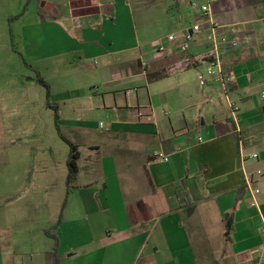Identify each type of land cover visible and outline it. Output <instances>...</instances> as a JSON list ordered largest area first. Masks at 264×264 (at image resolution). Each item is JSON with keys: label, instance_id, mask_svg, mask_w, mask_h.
Segmentation results:
<instances>
[{"label": "crops", "instance_id": "1", "mask_svg": "<svg viewBox=\"0 0 264 264\" xmlns=\"http://www.w3.org/2000/svg\"><path fill=\"white\" fill-rule=\"evenodd\" d=\"M0 1L10 20H21L26 3L38 7V17L22 30L26 55L34 49L35 55L28 63L20 56L48 83L60 131L80 154L69 189L70 151L63 150L54 115L60 153L47 157L41 148L32 169L27 155L5 165L15 178L0 194V264H257L264 245V178L256 179L261 193L253 198L244 168L264 170V89L258 92L264 87V0L212 5L213 20L236 27L241 41L224 58L235 76L229 92L240 107L235 117L216 82L200 86L198 69L205 64L168 72L206 54L208 24L189 4L207 0H176L190 23L164 0L137 10L131 0ZM157 13L170 30L165 42L139 34L136 14L145 23ZM195 24L204 29L186 52L181 38L168 40ZM159 44L166 54L156 52ZM161 74L150 82L149 76ZM96 114L108 121L101 136L93 127ZM156 150L169 162L154 159ZM242 150L258 153L259 160L242 165Z\"/></svg>", "mask_w": 264, "mask_h": 264}, {"label": "rangeland", "instance_id": "2", "mask_svg": "<svg viewBox=\"0 0 264 264\" xmlns=\"http://www.w3.org/2000/svg\"><path fill=\"white\" fill-rule=\"evenodd\" d=\"M92 1L88 0V2L84 3L91 4ZM156 1L159 0H131V3L137 10L136 5L149 4ZM168 2L171 3L172 13L178 19L183 15L185 22L190 23L191 20L187 16L186 7L178 4L176 0H164L165 4ZM25 10L28 11L23 15ZM37 10V6H30L26 3L20 11V14L23 13L20 17L21 20H10V16H13L10 15L12 14L11 11L5 7L3 1H0V112L2 119L0 125V194L4 193L5 185L11 181L14 182L15 178V171L6 172L4 170L5 165L9 163L8 161L14 162L20 160L21 155H27V161L30 164L27 162L26 166L32 169V167L37 165L35 163V155L41 151V148L45 151L47 157L50 156V151L56 152L57 155L60 153L59 150H56L58 147L54 143L52 136L54 134L57 135V132L54 126V109L51 110L48 107L51 99L48 98L47 89L37 82L38 74L32 68L27 67L23 61L24 59L28 63V59L32 58V52L35 55V49L32 52L27 49L26 55L25 38L22 30L25 23L31 24L35 20L34 18L38 17ZM136 17L141 38L146 37L150 41L165 42L162 38L168 36L170 30L169 27L164 25L163 14L149 15L151 18L147 17V22L145 23L140 20L139 14H136ZM155 20H160L161 23L155 24ZM127 24L128 22L124 23V26L126 25L123 30L125 37L130 35V29ZM30 31V34L32 33L35 38V31ZM20 54L23 59H21ZM225 68L228 71L231 70L228 67ZM47 79L53 88L57 87V81L51 77ZM263 89V86L260 87L258 92ZM94 117L92 119L93 127L96 130V135L101 136L108 127V121L105 116L99 114ZM100 123H102V126H99ZM13 143H16V145L14 146ZM62 145L63 150L70 151V146L66 142H62ZM10 150L11 152H8ZM61 154L63 157L62 152ZM48 165L45 164L46 167ZM1 207L2 209L4 208V203L1 204Z\"/></svg>", "mask_w": 264, "mask_h": 264}, {"label": "built area", "instance_id": "3", "mask_svg": "<svg viewBox=\"0 0 264 264\" xmlns=\"http://www.w3.org/2000/svg\"><path fill=\"white\" fill-rule=\"evenodd\" d=\"M222 0H207L205 4H199L197 2H192L189 6L196 11H199L202 18L208 24L210 36H209V47L205 55L194 56L186 59L183 63L169 69L168 72H173L178 68H183L186 66H191L196 69L200 67L201 64H205V70L201 71L198 69V81L200 86H206L208 81L211 79L216 82L222 90V95L228 102V106L232 115L235 117L240 111L238 104L229 97L230 87L235 81V76L231 70H227L224 66V58L232 53L237 51L241 46V41L238 36V31L234 26H221L217 24L212 18V5ZM220 28H224V34L219 36L217 31ZM203 25L195 24L189 30L184 32L181 36L172 34L168 37V40L171 42H176L180 38V50L186 52L188 50V44L194 39V37L203 31ZM156 52L159 55L166 54L167 49L164 45L159 44L156 48ZM261 98L264 100V91L261 93ZM237 133L239 129L237 126ZM202 141V138H200ZM154 159L167 163L169 162L168 156L161 150H156L153 152ZM240 161L242 165H245L249 160H259L258 153L246 154L244 151H240ZM245 181L247 190L250 192L253 198H256L260 193V188L256 185L257 178H264V170L258 169L253 173L246 171ZM256 205V204H254ZM262 234L264 235V226L261 229ZM257 264H264V245L260 250V255Z\"/></svg>", "mask_w": 264, "mask_h": 264}, {"label": "trees", "instance_id": "4", "mask_svg": "<svg viewBox=\"0 0 264 264\" xmlns=\"http://www.w3.org/2000/svg\"><path fill=\"white\" fill-rule=\"evenodd\" d=\"M31 0H28V2ZM29 68H32L31 66H29ZM38 77H37V82L41 85H43L46 89H47V94H48V98H49V85L48 83L40 76L39 73ZM165 75L161 74L157 77H152L149 76V80L150 82L153 81H157L160 80L162 78H164ZM48 107L53 108L55 111V123H56V127L57 130L59 131L60 137L70 146V157L68 160V168H69V175H68V188H71L72 182L75 180L76 175L78 173V167H77V161L79 159V152H78V147L69 139L67 138L63 133H61L60 131V126H59V119H60V111L59 108L52 105L51 103H48ZM232 228V223L227 221V225H226V239L229 237L230 231ZM59 247V243L58 240H56V245H55V249H57Z\"/></svg>", "mask_w": 264, "mask_h": 264}, {"label": "water", "instance_id": "5", "mask_svg": "<svg viewBox=\"0 0 264 264\" xmlns=\"http://www.w3.org/2000/svg\"><path fill=\"white\" fill-rule=\"evenodd\" d=\"M45 9H46L47 11H51V10H52V6L47 4V5L45 6Z\"/></svg>", "mask_w": 264, "mask_h": 264}]
</instances>
